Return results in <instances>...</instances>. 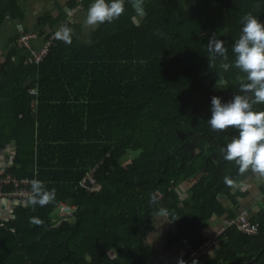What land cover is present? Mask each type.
<instances>
[{
	"label": "trees",
	"instance_id": "obj_1",
	"mask_svg": "<svg viewBox=\"0 0 264 264\" xmlns=\"http://www.w3.org/2000/svg\"><path fill=\"white\" fill-rule=\"evenodd\" d=\"M91 2L71 6L87 12ZM17 6L0 0V21ZM246 14L264 22V0H124L121 15L95 25L88 41L73 33L68 43L56 38L39 63L17 64L15 48L7 51L0 149L13 144V157L0 176L26 179L31 190L39 179L55 197L43 206L29 197L0 218V264H151L156 249L148 237L161 214L174 230L158 246L186 239L185 264H264V211L248 215L257 234L231 224L212 257L187 259L209 217L234 218L220 198L237 206L235 185L247 174L220 151L237 130L206 122L211 97L229 100L246 80L234 66L220 67L234 60ZM213 37L227 60L208 50ZM253 108L264 110V103ZM90 171L94 184L82 185ZM60 203L74 207L61 221L51 215Z\"/></svg>",
	"mask_w": 264,
	"mask_h": 264
},
{
	"label": "clouds",
	"instance_id": "obj_2",
	"mask_svg": "<svg viewBox=\"0 0 264 264\" xmlns=\"http://www.w3.org/2000/svg\"><path fill=\"white\" fill-rule=\"evenodd\" d=\"M123 11L124 0H92L84 23L95 26L111 22ZM55 35L66 43L71 41V29L68 27L61 28ZM208 50L213 57L227 60V49L220 39L213 37ZM231 51L234 60L221 63L220 67L227 71L234 66L246 73V80L239 85L240 94H233L229 100L215 95L211 97V115L206 122L212 130L228 127L237 130V134L220 149L225 160L234 161L240 173L251 169L264 175V110L253 108V104L264 103V22L252 14H246L242 18L241 34L234 41ZM54 197V189H46L39 179L32 181L29 204L43 206ZM33 222L41 223L39 219Z\"/></svg>",
	"mask_w": 264,
	"mask_h": 264
},
{
	"label": "crops",
	"instance_id": "obj_3",
	"mask_svg": "<svg viewBox=\"0 0 264 264\" xmlns=\"http://www.w3.org/2000/svg\"><path fill=\"white\" fill-rule=\"evenodd\" d=\"M73 1L74 0H17L18 9L15 11L17 14L7 11L0 21V64L4 61L7 51L11 48H15L16 50L14 60L17 64L20 62V58H25L24 60H27L28 57H30L31 50H36L43 44L44 36L47 37L51 32L63 28L64 21H68L71 24V33L78 36L82 41H88L90 39V32L95 26H88L84 23L86 12L80 8L79 5L72 7L71 3ZM58 17L60 19H56ZM61 18L64 21L61 20ZM55 19L57 20L55 23H50V21ZM26 32H32L37 35L31 40L29 48L15 43L16 38L20 34ZM12 157L13 144L9 143L0 149V170L10 163ZM130 158L131 157L127 158L126 161ZM235 188H238L242 192L238 197L237 206H232L224 197L220 198L224 206L230 208V211L235 213V216L239 205L244 206L248 210V215L264 211V175L255 173L249 169L247 170L245 178L239 184L235 185ZM19 202L22 203V201L16 199L1 197L0 218L7 219L13 207ZM226 216L227 213L220 216L212 215L202 224L201 233L204 239L215 233L221 227H223L224 230L226 226H229L225 225ZM173 230V222L166 214H161L154 219L153 229L148 237V242L156 249L154 253L155 256L149 259L151 264H176L177 260L181 259L184 253L188 251L186 248L187 243H183V240L186 239L176 243L171 248L165 250L159 248V250H157V247H159L158 244L161 245L164 243L167 232ZM162 237L163 240L161 241ZM218 242L216 244H218ZM209 250L204 252L199 258L205 261L212 257L213 250Z\"/></svg>",
	"mask_w": 264,
	"mask_h": 264
},
{
	"label": "built area",
	"instance_id": "obj_4",
	"mask_svg": "<svg viewBox=\"0 0 264 264\" xmlns=\"http://www.w3.org/2000/svg\"><path fill=\"white\" fill-rule=\"evenodd\" d=\"M56 32L52 33L51 35L46 37L43 44L36 50H31L30 57L25 62H34L39 63L44 55L47 53L48 47L50 44L55 40ZM37 35L32 32H26L20 34L16 39V44H19L21 46L30 47V42L33 38H35ZM30 93H35V90H29ZM35 103V100L33 101ZM90 182V185L94 184V179L92 178L91 171L87 173V175L81 180V184L85 185L86 181ZM27 180H17L14 177L10 176L9 174L5 176H0V198H6V199H16L18 201H26L31 195L32 190L30 188H27ZM91 189V187L89 188ZM160 194L158 193V197ZM74 207L67 208L64 204L60 203L57 206V216L59 217V221L65 219L66 217L70 216L72 214ZM235 225L238 230L241 232L248 234V235H254L257 234L259 225L257 222H251L248 219V210L242 206L239 205L237 208V214L234 216V218H231L229 220L225 221V225ZM223 231V227H221L219 230H217L215 233L208 236L206 239L202 241V243L195 248L189 250L187 259H195L199 258L204 252L212 248L218 241L219 236ZM183 243L186 244L187 241L183 240ZM181 260V261H180ZM184 264L185 261L182 259L177 260L176 264Z\"/></svg>",
	"mask_w": 264,
	"mask_h": 264
},
{
	"label": "rangeland",
	"instance_id": "obj_5",
	"mask_svg": "<svg viewBox=\"0 0 264 264\" xmlns=\"http://www.w3.org/2000/svg\"><path fill=\"white\" fill-rule=\"evenodd\" d=\"M134 155H135L134 153H130V156H129V157H133ZM129 157H128V158H129ZM123 160L126 161V157H124ZM179 191H180V192H183V188L180 187V188H179ZM51 215H53V217H55V216L57 215V210H56V209L53 210V212H52ZM162 240H163V237H162L161 241H162ZM157 250H159V247H157Z\"/></svg>",
	"mask_w": 264,
	"mask_h": 264
},
{
	"label": "water",
	"instance_id": "obj_6",
	"mask_svg": "<svg viewBox=\"0 0 264 264\" xmlns=\"http://www.w3.org/2000/svg\"><path fill=\"white\" fill-rule=\"evenodd\" d=\"M134 8L138 11L139 15L142 18L145 17V11L139 5L135 4Z\"/></svg>",
	"mask_w": 264,
	"mask_h": 264
}]
</instances>
